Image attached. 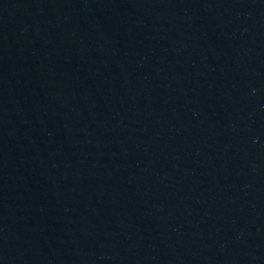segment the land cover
<instances>
[{
  "label": "water",
  "instance_id": "obj_1",
  "mask_svg": "<svg viewBox=\"0 0 264 264\" xmlns=\"http://www.w3.org/2000/svg\"><path fill=\"white\" fill-rule=\"evenodd\" d=\"M0 264H264V0H0Z\"/></svg>",
  "mask_w": 264,
  "mask_h": 264
}]
</instances>
